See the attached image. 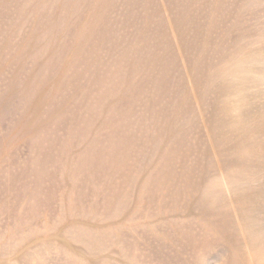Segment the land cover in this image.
<instances>
[{"label":"rangeland","instance_id":"obj_1","mask_svg":"<svg viewBox=\"0 0 264 264\" xmlns=\"http://www.w3.org/2000/svg\"><path fill=\"white\" fill-rule=\"evenodd\" d=\"M263 52L264 0H0V264H264Z\"/></svg>","mask_w":264,"mask_h":264},{"label":"bare ground","instance_id":"obj_2","mask_svg":"<svg viewBox=\"0 0 264 264\" xmlns=\"http://www.w3.org/2000/svg\"><path fill=\"white\" fill-rule=\"evenodd\" d=\"M127 2V1H126ZM128 3V2H127ZM113 4V3H112ZM150 5V4H149ZM127 12V11H126ZM125 12V13H126ZM113 14V13H112ZM122 16V15H121ZM126 16V15H125ZM111 17V16H110ZM116 18H117V16H116ZM181 38V37H180ZM167 44V43H166ZM167 51V50H166ZM171 53V52H170ZM264 53V52H263ZM163 54H164V52H163ZM169 57H171V56H169ZM167 58V57H166ZM237 59H239L238 57H237ZM235 63V62H234ZM233 64V63H232ZM168 65V64H167ZM236 65V64H235ZM243 65V64H242ZM248 65H250V64H248ZM253 67V66H252ZM232 68V67H231ZM188 69V68H187ZM218 69H220V68H218ZM227 69V68H226ZM233 69V68H232ZM251 69V68H250ZM256 69V68H255ZM189 70V69H188ZM192 70V69H191ZM217 72V71H216ZM131 73V72H130ZM188 74V73H187ZM212 74H213V72H212ZM222 75H223V73H221ZM221 75V76H222ZM188 76V75H187ZM189 77V76H188ZM217 77V76H216ZM222 79V78H221ZM198 80V79H197ZM262 80V79H261ZM215 81V80H214ZM220 81V80H219ZM221 82V81H220ZM251 82V81H250ZM217 83V82H216ZM226 83V82H225ZM223 84V83H222ZM228 84V83H227ZM105 85V84H104ZM114 86H115V84H114ZM216 86V85H215ZM223 88H225V86L223 87ZM114 89V88H113ZM217 89V88H216ZM137 90V89H136ZM194 90H196V89H194ZM193 90V91H194ZM125 91V90H124ZM224 92V91H223ZM195 96V95H194ZM239 96V95H238ZM263 96V95H262ZM196 97V96H195ZM235 98V97H234ZM215 99V98H214ZM225 99H226V97H225ZM229 100V99H228ZM97 103H98V101H97ZM109 104V103H108ZM111 105V104H110ZM115 105V104H114ZM235 105V104H234ZM99 106V105H98ZM216 106V105H215ZM118 107V106H117ZM217 108V107H216ZM112 109V108H111ZM113 110H115V109H113ZM113 113V112H112ZM216 114V113H215ZM225 114H226V111H225ZM112 115V114H111ZM93 117V116H92ZM229 117V116H228ZM231 117V116H230ZM232 119V118H231ZM108 121V120H107ZM223 125V124H222ZM205 127V126H204ZM211 127V126H210ZM196 128V127H195ZM194 128V129H195ZM126 129V128H125ZM193 129V130H194ZM241 129V128H240ZM128 131H129V129H128ZM179 132V131H178ZM228 132V131H227ZM166 133V132H165ZM173 136V135H172ZM146 138V137H145ZM167 138V137H166ZM169 140V139H168ZM178 140V139H177ZM200 141V140H199ZM180 142V141H179ZM178 144V143H177ZM171 150V149H170ZM177 153V152H176ZM222 155V154H221ZM165 156V155H164ZM225 165V164H224ZM216 167V166H215ZM201 168V167H200ZM207 174V173H206ZM207 178V177H206ZM174 190V189H173ZM206 199V198H205ZM201 200V199H200ZM204 200V199H203ZM200 202V201H199ZM202 204V203H201ZM203 206V205H202Z\"/></svg>","mask_w":264,"mask_h":264}]
</instances>
